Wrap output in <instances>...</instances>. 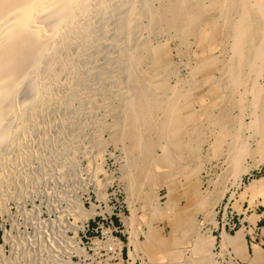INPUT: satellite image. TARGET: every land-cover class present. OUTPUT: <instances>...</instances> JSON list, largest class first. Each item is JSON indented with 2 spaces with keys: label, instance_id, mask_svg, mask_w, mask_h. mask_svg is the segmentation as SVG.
Here are the masks:
<instances>
[{
  "label": "bare ground",
  "instance_id": "6f19581e",
  "mask_svg": "<svg viewBox=\"0 0 264 264\" xmlns=\"http://www.w3.org/2000/svg\"><path fill=\"white\" fill-rule=\"evenodd\" d=\"M205 10L213 14L202 18L200 12ZM207 27L219 29L223 36L216 69L226 90L220 100L227 94L246 101L249 117L243 125L238 124L240 116L235 117L236 134L226 143L221 163L230 167L238 159V150L248 152L251 143L262 161L264 0H0V216L5 215L16 231L14 236L8 229L2 232L0 264H78L74 256L88 257L75 237L92 217L93 206L84 207L76 192L95 186L97 180L79 161L86 159L90 164L94 155L101 158L110 151L108 145L119 151L116 180L122 185L129 211L120 220L126 229L129 264L135 263L137 238L131 219L135 217L138 181L164 168L160 163L168 160L175 146L173 108L184 94L183 84L189 81L180 76L176 64L162 61L156 51L175 41L178 53L189 40L185 36H192L190 44H196ZM229 98L227 104L235 105L236 99L232 103ZM177 108L178 114L181 109ZM202 114L197 115L202 118ZM206 127L212 134L211 119ZM241 128L246 133L240 137ZM150 135L155 136L159 151L153 155V163L145 146ZM249 170L234 175L232 185L240 186L242 174ZM82 171L88 173L85 178ZM244 189L264 190V176L252 179ZM94 191L105 201L103 191ZM10 200L15 215L8 211ZM25 204L34 212L31 218L21 215L18 221L16 215L26 214ZM213 207L210 214L214 219ZM67 215L73 221L78 218L80 224L68 222ZM217 225L214 219L210 230ZM220 228V249L243 242V231L231 235ZM210 230L205 236L195 233L193 241L203 238L207 245L192 251L196 260L206 258L209 264H216L215 236Z\"/></svg>",
  "mask_w": 264,
  "mask_h": 264
},
{
  "label": "rangeland",
  "instance_id": "374dc122",
  "mask_svg": "<svg viewBox=\"0 0 264 264\" xmlns=\"http://www.w3.org/2000/svg\"><path fill=\"white\" fill-rule=\"evenodd\" d=\"M200 13L202 18H209L213 11L205 10ZM219 31V29L209 27L205 36L196 44H190L192 36H185V40L186 38L189 40H186L179 47L178 53L175 50L177 47H174L176 45L175 41L169 42L156 51L162 61H171L176 64L180 76L186 78L184 79L185 82L189 81L183 82V85H185L183 87L186 89L182 88L184 92L181 90L186 96L182 94L173 108L175 115L172 114V119L176 118L175 146L171 149L168 160L160 163L165 169L152 171L153 174L151 172L150 176L148 174L138 181L139 190L135 201V217L131 219L137 238L138 257L134 264H189L190 262L191 264H209L206 258L196 260L192 248H196V250H204L206 248L205 239L202 238L201 241L197 242L193 240L197 231L205 236V232L210 230L213 225L214 219L218 225L217 228H212L210 231L215 236L213 258L216 264L241 263L238 259L240 246L231 245L232 247L225 246L220 249L218 244L222 225L227 233L233 235L235 231H243V239L246 242L250 241L264 247V190L246 192L244 189L245 184H248L252 179L264 176V159L262 161L259 159V152L255 151V146L251 143L247 147L250 149L248 152L247 149L244 152L243 148L238 150V155L236 154L238 159L236 158L237 161L233 162L230 167L225 168L226 166L221 163L226 143L231 142L233 135L236 134L233 126L238 127L240 123L241 125L245 124V122L247 123L249 117H246V101H240L238 97L232 98L231 96V102L233 101L232 103H234V99H236V102L235 105H228L227 102L230 103V100L227 101L229 98L227 94L225 95L226 98L224 96V99L221 98L220 100L221 94L225 93L226 89L217 72L220 66L218 54L223 45V36ZM178 100L180 102L182 100L183 103L178 102ZM219 101H222L221 104ZM238 101H240L239 104ZM223 102H225L224 105ZM240 104L242 106L246 104L245 108L244 106H238ZM177 106L181 109L180 115L185 117L182 118V116L178 115L179 113L177 114L179 111ZM230 106L232 107L230 108ZM236 106L242 109L239 111ZM228 108L233 109L228 111ZM200 112L203 113L202 118L197 115H201ZM238 112H242V115L238 114ZM236 116L237 118L240 116L238 118L240 119L239 123L238 119L235 118ZM184 119L186 121L184 124L186 125L183 124ZM207 119H211L214 127L212 134L209 127H206ZM231 120L234 122L233 124ZM192 121L194 122L193 126L191 125ZM231 124L233 130L229 126ZM203 125H205L204 128ZM261 126L260 122L259 131L264 135V124L263 127ZM201 129L202 131L200 132ZM238 133V136L241 137L246 132L241 128ZM190 137L191 139H189ZM191 140L192 142H190ZM155 142V136L150 135L145 145L148 147L147 150L144 146L148 157H152H149L151 159L150 163H153V155L159 153L158 148L155 147ZM96 145L100 146L99 143H96ZM107 150L110 151L104 152L101 158H98L94 155L96 148L92 149L94 158H91L90 164H88L86 159H80L79 161L81 168L87 167L95 173L97 184L95 186L87 185V191L76 192L84 207L89 208L91 204L93 206L92 217L85 222L83 229H79L75 237L77 240L79 239V245L87 249L86 253L88 256L84 259L74 256L73 260L78 264H129V258L126 254L128 247L125 244L127 241L126 229L120 220L121 217H127L129 211L122 185L116 180L120 163L119 151L113 145H108ZM149 158L144 163H147ZM217 165L219 166L217 167ZM246 168L250 170L242 174L241 185L238 187L233 186L234 175ZM151 169H153L152 166ZM87 174L82 171L81 177L85 178ZM94 188L103 191L105 201L98 199L96 194H94ZM37 202L38 200H35V203ZM13 204L11 200L6 204L11 215H15V206ZM212 206L215 209L214 219L210 214ZM30 209V204H25L24 213L26 214L16 215L17 220L21 221L23 215L25 217L29 215V218H31L34 210ZM41 216L45 215L42 214ZM4 218L5 220H3ZM93 218L94 221L92 220ZM66 219L68 222H74L77 226L80 224V220L76 218L73 221L74 218L71 215H67ZM233 223H235V226H233ZM4 229H8L12 236L16 233L11 228L6 216L1 215L0 241ZM105 229L108 232H105ZM69 234L72 233L69 232ZM108 236L110 238H107ZM93 240L94 242L96 240V246ZM111 243L115 244L108 245ZM118 244L120 247H118ZM110 246L113 247L111 248ZM253 247H256V245Z\"/></svg>",
  "mask_w": 264,
  "mask_h": 264
},
{
  "label": "crops",
  "instance_id": "0c3cea01",
  "mask_svg": "<svg viewBox=\"0 0 264 264\" xmlns=\"http://www.w3.org/2000/svg\"><path fill=\"white\" fill-rule=\"evenodd\" d=\"M237 245L240 246L239 264H264V247L250 241L246 242L245 239ZM254 245L257 249H254Z\"/></svg>",
  "mask_w": 264,
  "mask_h": 264
},
{
  "label": "built area",
  "instance_id": "2783aa9c",
  "mask_svg": "<svg viewBox=\"0 0 264 264\" xmlns=\"http://www.w3.org/2000/svg\"><path fill=\"white\" fill-rule=\"evenodd\" d=\"M237 219V218H236ZM93 221H94V218L92 219ZM238 220V219H237ZM238 223V222H237ZM248 223V222H247ZM233 226H235V223H233ZM222 227H223V225H222Z\"/></svg>",
  "mask_w": 264,
  "mask_h": 264
}]
</instances>
